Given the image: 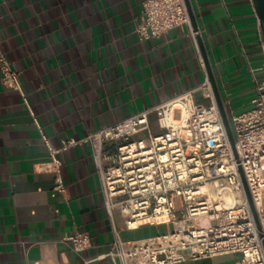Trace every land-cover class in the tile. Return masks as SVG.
I'll return each instance as SVG.
<instances>
[{
	"label": "crops",
	"instance_id": "1",
	"mask_svg": "<svg viewBox=\"0 0 264 264\" xmlns=\"http://www.w3.org/2000/svg\"><path fill=\"white\" fill-rule=\"evenodd\" d=\"M144 1L0 0V53L19 73L29 105L2 85L0 72V264H111L114 230L125 242L168 230L127 229L119 212L111 221L91 147L81 141L201 85L209 76L199 40L227 116L234 101L252 108L248 62L261 68L264 40L252 0H190L197 32L190 25L142 40ZM192 98L209 103L201 91ZM149 122L159 134L155 114ZM42 134L55 150L78 142L56 156L64 192L55 189L56 174L43 169L51 156ZM117 145L105 146V165ZM78 233L91 238L80 253L66 240Z\"/></svg>",
	"mask_w": 264,
	"mask_h": 264
},
{
	"label": "built area",
	"instance_id": "2",
	"mask_svg": "<svg viewBox=\"0 0 264 264\" xmlns=\"http://www.w3.org/2000/svg\"><path fill=\"white\" fill-rule=\"evenodd\" d=\"M190 25L184 0H145L137 33L147 40ZM191 34L195 38L197 33ZM261 53V68L248 62L255 88L252 108L228 116L236 157L208 77L194 90L81 141L91 147L111 221L119 212L127 229L144 224L168 227L164 233L131 242L114 230L111 264H179L227 254H239L237 264H264V79L257 77L259 71L264 73V40ZM0 72L2 85L18 92L29 107L19 73L2 53ZM196 91L209 100L207 105L194 103ZM151 114L157 117L159 134L151 132ZM42 139L51 156L43 169L56 174L55 189L64 192L62 162L56 156L78 142L68 141L55 150L43 134ZM109 143L118 145L113 162L105 165ZM66 240L76 253L91 247L86 233Z\"/></svg>",
	"mask_w": 264,
	"mask_h": 264
},
{
	"label": "water",
	"instance_id": "3",
	"mask_svg": "<svg viewBox=\"0 0 264 264\" xmlns=\"http://www.w3.org/2000/svg\"><path fill=\"white\" fill-rule=\"evenodd\" d=\"M184 1H185V4H186V7H187L190 24L193 27V29L197 32L198 27H197V24H196V20H195V16H194V12H193L192 6H191V2H190V0H184ZM252 1H253V5H254V9H255L256 15H257V17L259 19V22H260V25L262 27L263 34H264V0H252ZM199 45H200V50H201L202 56L204 58V62L206 64V68H207V71H208V76H209L210 82H211L212 87H213L215 99H216L217 105L219 107V110H220V113H221V116H222V119H223V122H224V125H225V129H226L228 138L230 140L234 155L236 157L237 155H236V149H235V142H234V137H233V134H232L230 122H229L228 116L226 114L225 108L223 106V103L221 101V98L219 96L218 89L216 87V84H215L214 78L212 76L211 70L208 67V63L206 61V54H205L204 48H203L200 40H199ZM240 172H241V170H240ZM241 175H242V173H241ZM242 179H243V182H244V186H245L246 192H247L248 197H249V193L247 191V186L245 184V179L243 178V175H242ZM249 200H250V206H251V209H252V212H253V215H254L258 230H260V226H259V223H258V220H257V215H256V212H255V208H254V205H253L250 197H249ZM263 246H264V242H263Z\"/></svg>",
	"mask_w": 264,
	"mask_h": 264
},
{
	"label": "rangeland",
	"instance_id": "4",
	"mask_svg": "<svg viewBox=\"0 0 264 264\" xmlns=\"http://www.w3.org/2000/svg\"><path fill=\"white\" fill-rule=\"evenodd\" d=\"M257 77H258V80H259V81H261V80L264 79L263 76H262V73H257ZM238 102H239V101H238ZM238 102L234 101V102H233V105H232V109L234 110V112H235L236 114H238L239 112H242V111H246V110H248V109L250 108V107H243V106H241V104L238 103ZM178 116H179V114L177 113V114H176V118H178Z\"/></svg>",
	"mask_w": 264,
	"mask_h": 264
}]
</instances>
